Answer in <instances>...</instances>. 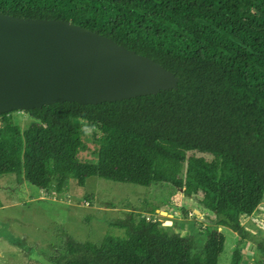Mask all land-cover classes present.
Instances as JSON below:
<instances>
[{
    "label": "trees",
    "instance_id": "trees-1",
    "mask_svg": "<svg viewBox=\"0 0 264 264\" xmlns=\"http://www.w3.org/2000/svg\"><path fill=\"white\" fill-rule=\"evenodd\" d=\"M0 12L72 21L149 56L179 77V88L113 102L64 101L24 110L23 130L0 114V175L63 192L70 179L143 186L170 184L214 212L196 251L193 235L170 233L134 212L100 243L68 235L52 264H219L227 226L256 242L242 219L264 200V0H0ZM96 162L82 161L85 126ZM214 155L187 156L191 150ZM238 246L231 264H244Z\"/></svg>",
    "mask_w": 264,
    "mask_h": 264
},
{
    "label": "rangeland",
    "instance_id": "rangeland-1",
    "mask_svg": "<svg viewBox=\"0 0 264 264\" xmlns=\"http://www.w3.org/2000/svg\"><path fill=\"white\" fill-rule=\"evenodd\" d=\"M11 119L23 130L34 121L27 112L18 110L12 112ZM84 126L86 147L78 157L96 162L99 147L93 137L95 128L86 123ZM187 156L214 158L212 153L198 149ZM203 196L197 192L195 197H189L183 189L170 184L143 186L99 176L89 177L85 187L70 179L59 193L20 182L15 174L0 175V264H52L51 258L60 254L68 235L95 243H100L107 233L124 236L125 231L113 226V222L130 212L136 219L157 220L170 233L193 235L198 251L205 244L207 228L218 225L217 217L205 214L201 218L198 214L208 212L199 203ZM255 216L260 218L259 225L249 227L259 230L254 235L264 238V200ZM223 227L227 241L219 264H231L234 250L245 242L244 264H264L256 242L235 237L231 228Z\"/></svg>",
    "mask_w": 264,
    "mask_h": 264
},
{
    "label": "water",
    "instance_id": "water-1",
    "mask_svg": "<svg viewBox=\"0 0 264 264\" xmlns=\"http://www.w3.org/2000/svg\"><path fill=\"white\" fill-rule=\"evenodd\" d=\"M178 88L173 71L88 27L0 12V114Z\"/></svg>",
    "mask_w": 264,
    "mask_h": 264
},
{
    "label": "crops",
    "instance_id": "crops-1",
    "mask_svg": "<svg viewBox=\"0 0 264 264\" xmlns=\"http://www.w3.org/2000/svg\"><path fill=\"white\" fill-rule=\"evenodd\" d=\"M54 192V191H53ZM260 207V205L258 206V208ZM257 208V209H258ZM257 209L254 211V213L251 215V216H249V217H245V218H243L242 219V223H243V226L249 231V232H251L252 234H255V233H259V230H257L256 228L253 230L252 228H250L249 227V224H258L259 225V220H260V218L258 217V218H255L256 216V213H257ZM204 210H208V209H204ZM198 214L201 216V218H205L204 216H205V214H207V215H209V216H211V217H217L216 216V214L214 213V212H212V211H210V210H208V212H204V211H198ZM210 217V218H211ZM212 225V224H211ZM205 227H207V226H205ZM204 227V228H205ZM219 229L223 232V233H225V229H224V227L223 226H220L219 227ZM234 231V230H233ZM182 235H185V234H182ZM233 236H235V237H240V235L236 232V231H234L233 232V234H232ZM239 239H241V238H239ZM226 241H227V236H226ZM241 241V240H240ZM246 244H247V242H245V243H243V246H241V251L245 248V246H246ZM221 257V256H220ZM220 260V259H219Z\"/></svg>",
    "mask_w": 264,
    "mask_h": 264
},
{
    "label": "built area",
    "instance_id": "built-area-1",
    "mask_svg": "<svg viewBox=\"0 0 264 264\" xmlns=\"http://www.w3.org/2000/svg\"><path fill=\"white\" fill-rule=\"evenodd\" d=\"M155 221V220H154Z\"/></svg>",
    "mask_w": 264,
    "mask_h": 264
}]
</instances>
